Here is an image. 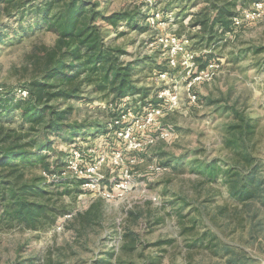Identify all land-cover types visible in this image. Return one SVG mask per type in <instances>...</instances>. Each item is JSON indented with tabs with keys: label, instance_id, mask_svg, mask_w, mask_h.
Listing matches in <instances>:
<instances>
[{
	"label": "rangeland",
	"instance_id": "obj_1",
	"mask_svg": "<svg viewBox=\"0 0 264 264\" xmlns=\"http://www.w3.org/2000/svg\"><path fill=\"white\" fill-rule=\"evenodd\" d=\"M7 1L0 93L23 100L56 41L36 13L51 0ZM93 1L106 16L133 18L99 25L120 60L136 63L137 91L115 100L82 87L78 97L50 102L89 126L54 139L27 167L29 181L49 185L48 203L66 212L37 229L0 218V264H264V17L229 30L215 25L214 34L198 22L214 17V4L235 1L237 17L257 0ZM210 64L209 76L195 80ZM4 122L21 123L13 112ZM75 146L83 176L67 169ZM251 177L254 197H233Z\"/></svg>",
	"mask_w": 264,
	"mask_h": 264
},
{
	"label": "trees",
	"instance_id": "obj_2",
	"mask_svg": "<svg viewBox=\"0 0 264 264\" xmlns=\"http://www.w3.org/2000/svg\"><path fill=\"white\" fill-rule=\"evenodd\" d=\"M234 5L235 1L214 4V17L198 21L199 24L205 28L209 22L211 34L216 33L215 25L229 30ZM38 6L36 13L41 14L47 31L56 35L55 44L40 70V78L23 87L26 99L16 100L0 93V218L34 229L55 223L66 211L48 203L47 196L53 194L47 188L49 185L42 182V177L29 181L27 167L41 160V153L51 148L54 139H72L89 127L69 121L72 108L60 110L50 102L78 97L82 87L96 93L108 91L115 100L137 91L132 73L136 63L120 60L122 51L105 44L99 25V22L117 25L123 19L133 20L130 15L106 16L96 10L93 0H51ZM55 6L57 9L52 12ZM207 62L200 68H205ZM12 112L21 123L10 127L4 120ZM75 149L81 150L79 146ZM46 173L52 178L56 175L54 169H47ZM252 178L250 185L232 189L231 195L241 201L252 199L255 195ZM63 183L60 181L58 185Z\"/></svg>",
	"mask_w": 264,
	"mask_h": 264
},
{
	"label": "built area",
	"instance_id": "obj_3",
	"mask_svg": "<svg viewBox=\"0 0 264 264\" xmlns=\"http://www.w3.org/2000/svg\"><path fill=\"white\" fill-rule=\"evenodd\" d=\"M159 16H160L159 14L156 15L157 18H159ZM262 17H264V0H257L252 4L250 8L243 10L239 16L234 17V19L232 20V24L233 26L238 27V26L243 25L244 23L259 20ZM154 20L155 19L152 18L151 22L154 23ZM172 41H176V39L173 38ZM168 63L172 67L176 65L173 55L169 57ZM213 66L214 64H210L206 70L200 72V75L195 77V80H201L203 77L205 78L208 77L210 74V70L213 68ZM23 94L25 95L27 93L24 91ZM163 96H166V94L163 93ZM168 98L170 102L175 103L174 97H171L170 95H168ZM191 100L194 101L195 97H193ZM78 157H80V153L77 150L72 149L70 159L68 160L67 169H68V172H71L72 174H75L76 176L77 175L83 176L84 175L83 170L78 164L79 163ZM93 171H94L93 168L88 167V169L85 170V174L91 175ZM129 181H130V176L126 174L123 182L117 185V189L120 191L126 190L128 188ZM86 185L87 186L89 185L90 187L93 186L92 184H86Z\"/></svg>",
	"mask_w": 264,
	"mask_h": 264
}]
</instances>
